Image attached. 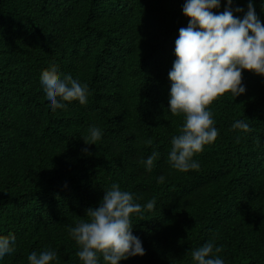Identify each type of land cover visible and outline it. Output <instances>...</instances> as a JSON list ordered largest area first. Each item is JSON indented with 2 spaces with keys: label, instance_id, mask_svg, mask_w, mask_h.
<instances>
[{
  "label": "trees",
  "instance_id": "1",
  "mask_svg": "<svg viewBox=\"0 0 264 264\" xmlns=\"http://www.w3.org/2000/svg\"><path fill=\"white\" fill-rule=\"evenodd\" d=\"M183 2L0 0V235L16 241L0 264L45 249L57 253L51 264H82L69 229L114 183L141 205L131 222L145 249L119 264H195L206 242L224 264H264V76L242 70L245 92L208 105L218 135L194 155L198 170L168 161L183 123L168 110ZM254 5L264 24V0ZM53 66L88 85L86 105L49 108L39 77ZM237 119L250 130H233ZM92 125L103 135L86 145Z\"/></svg>",
  "mask_w": 264,
  "mask_h": 264
},
{
  "label": "clouds",
  "instance_id": "2",
  "mask_svg": "<svg viewBox=\"0 0 264 264\" xmlns=\"http://www.w3.org/2000/svg\"><path fill=\"white\" fill-rule=\"evenodd\" d=\"M233 4L234 0H224L222 11L221 0H184L181 6L183 15L189 19L187 26L178 30L174 41L176 58L168 72V110L174 116H183L179 134L171 137L168 161L180 172L198 170L200 164L193 159L194 155L217 138L218 130L208 105L225 93L235 98L245 92L242 70L264 76V24L256 14L254 0H247L246 11ZM234 12L243 15L234 16ZM39 79L53 112L65 108V102L78 101L81 105L88 102V85L71 74L58 73L54 66L42 70ZM231 128L250 130L249 124L241 119L235 120ZM102 135V129L92 125L83 140L86 145H96ZM157 156L153 151L143 160L146 171L152 170ZM162 181V176L157 178L158 183ZM145 207L152 210L154 202L148 201ZM140 212L141 205L133 194L122 191L118 184L104 191L98 206L86 209L87 219L77 221L69 229L82 264H101V258L103 264H119L130 257L143 256L145 249L140 238L133 234L131 222L132 214ZM15 244L11 233L0 235V261L15 253ZM221 251L220 246L206 242L191 252V259L195 264H224L216 255ZM56 259L57 253L51 249L27 255L28 264H51Z\"/></svg>",
  "mask_w": 264,
  "mask_h": 264
}]
</instances>
